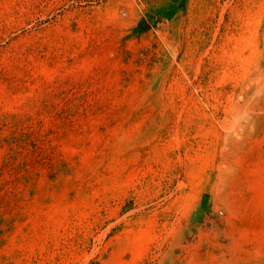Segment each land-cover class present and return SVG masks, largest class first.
Listing matches in <instances>:
<instances>
[{"label":"rangeland","instance_id":"374dc122","mask_svg":"<svg viewBox=\"0 0 264 264\" xmlns=\"http://www.w3.org/2000/svg\"><path fill=\"white\" fill-rule=\"evenodd\" d=\"M260 173L264 0H0V264H264Z\"/></svg>","mask_w":264,"mask_h":264},{"label":"crops","instance_id":"0c3cea01","mask_svg":"<svg viewBox=\"0 0 264 264\" xmlns=\"http://www.w3.org/2000/svg\"><path fill=\"white\" fill-rule=\"evenodd\" d=\"M260 175H261V178L263 179V181H264V174H262V173H260ZM263 189V188H262ZM261 189V190H262ZM261 193V196H262V194H264V193H262V192H260Z\"/></svg>","mask_w":264,"mask_h":264}]
</instances>
